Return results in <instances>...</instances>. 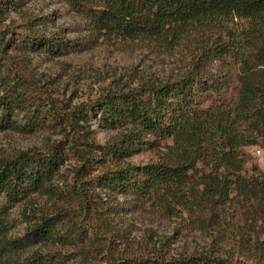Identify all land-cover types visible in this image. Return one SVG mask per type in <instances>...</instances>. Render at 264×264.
<instances>
[{"label": "trees", "instance_id": "1", "mask_svg": "<svg viewBox=\"0 0 264 264\" xmlns=\"http://www.w3.org/2000/svg\"><path fill=\"white\" fill-rule=\"evenodd\" d=\"M19 1L0 0V15ZM67 1L105 39L151 45L191 39L192 66L177 78L143 76L136 87L111 88L71 106L49 97L26 69L15 71L0 58V130L47 129L63 136L47 152L0 153V264H247L213 249L174 255L168 246L132 243L124 201L149 202L169 213L201 212L214 222L243 196L247 205L255 204L264 225V171L257 164L247 168V148L264 149V0ZM26 29L8 30L9 37L0 31V52L57 56L83 46L65 30L46 35ZM230 58L240 68L238 79L213 71ZM93 117L115 132L105 145L95 142ZM149 150L157 159L131 160ZM73 153L85 159L75 171L90 176L88 198L68 178L67 188L58 184ZM98 160L104 171L90 175ZM60 188L67 189L73 207L27 214V232L15 236L12 207L34 193H61ZM38 243L71 250L25 255ZM257 250L261 254L251 264H264V241Z\"/></svg>", "mask_w": 264, "mask_h": 264}, {"label": "rangeland", "instance_id": "2", "mask_svg": "<svg viewBox=\"0 0 264 264\" xmlns=\"http://www.w3.org/2000/svg\"><path fill=\"white\" fill-rule=\"evenodd\" d=\"M29 27L46 35L65 30L68 36L83 45L79 49H67L57 56L41 52L22 53L16 49L0 52V58H7L13 70L26 69L43 84L49 97L62 104L78 106L96 99L111 88L136 87L143 76L164 80L177 78L192 66L194 46L191 39L180 40L175 45L105 39L89 28L87 20L67 0H20L17 8H10L7 13L0 15V31H4L7 37L10 36L8 30L24 32ZM239 69L230 58L228 62L219 63L213 71L227 79H238ZM91 123L95 142L105 145L115 132L100 127L94 117ZM62 137L47 129L34 132L0 130V153L11 155L17 151L30 150L47 152L51 143ZM257 147L260 146L247 148L251 157L247 168L250 170L252 164H257L264 171V149L261 148L258 154ZM151 159H157L156 151H143L131 160L147 162ZM84 161V157L73 153L61 169L62 176L58 184L67 188L64 182L68 178L74 190L88 198L87 179L90 176L78 175L75 171ZM105 166L102 160H98L91 165L89 174L101 173ZM66 191L62 188L61 193H34L27 200L15 204L11 209L15 223L13 234L20 237L27 232L30 225L27 214L52 213L65 206L73 207ZM98 191L103 199L107 198L105 192ZM235 193L233 191L232 195ZM124 203L128 207L124 211L127 221L125 227L129 229L127 234L134 244L146 243L148 247L156 249L168 246L174 255L213 249L216 254L233 257L247 264L254 263L261 254L257 248L264 241L263 221L255 204L247 205V199L243 196L236 198L228 207L225 218L214 222H207L208 216L201 212L178 208L177 212L169 213L149 202L143 206L131 205L128 201ZM124 247L122 244L121 248ZM39 249L62 253L71 250L61 244L38 243L30 246L25 255ZM104 264L108 263L104 261Z\"/></svg>", "mask_w": 264, "mask_h": 264}, {"label": "built area", "instance_id": "3", "mask_svg": "<svg viewBox=\"0 0 264 264\" xmlns=\"http://www.w3.org/2000/svg\"><path fill=\"white\" fill-rule=\"evenodd\" d=\"M256 152H257L258 154H260V153H261V147H257Z\"/></svg>", "mask_w": 264, "mask_h": 264}]
</instances>
